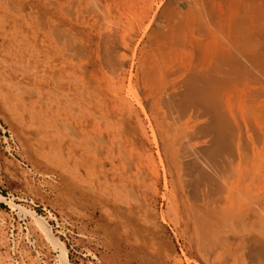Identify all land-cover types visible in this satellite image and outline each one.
I'll list each match as a JSON object with an SVG mask.
<instances>
[{
  "label": "bare ground",
  "instance_id": "bare-ground-1",
  "mask_svg": "<svg viewBox=\"0 0 264 264\" xmlns=\"http://www.w3.org/2000/svg\"><path fill=\"white\" fill-rule=\"evenodd\" d=\"M11 8L2 23L18 32L0 35L16 47L12 71L23 77L14 83L37 96L33 111L54 110V126L70 129L92 177L101 175L90 133L105 126L109 219L123 221L119 205L132 213L161 194L166 209L150 206L146 222H169L208 264H264V0H23ZM63 97L74 119L61 118ZM81 187L95 193L92 183ZM30 213L71 264L48 221Z\"/></svg>",
  "mask_w": 264,
  "mask_h": 264
},
{
  "label": "rangeland",
  "instance_id": "rangeland-1",
  "mask_svg": "<svg viewBox=\"0 0 264 264\" xmlns=\"http://www.w3.org/2000/svg\"><path fill=\"white\" fill-rule=\"evenodd\" d=\"M4 1L5 4L0 1V34H3L1 30H5L13 37L18 31L3 26L2 19L6 14L12 18L15 14L12 5L16 2L22 4L23 0ZM35 29L39 30V34L44 32L39 26ZM2 38L3 35H0V59L8 55L11 60L6 63L0 61V264H62L61 249L49 240L31 211L46 219L53 233L64 242L71 264H173L174 256L179 257L183 264H189V261L190 264H208L195 244L191 246L173 235L174 226L169 222L159 229L152 222H146L149 215L146 209L150 210V206L159 211L166 209V201L161 194L156 201L150 197L148 202L143 200L132 213L119 205L115 212L121 215L123 221L109 219L106 210L108 197L114 195L105 187L106 178L102 173L104 162L110 168L107 159L109 147L108 144H101L98 138L101 134L107 135L104 124L101 129L97 127L90 133V160L94 159V155L100 159L96 169L101 176L97 178L86 173L85 165L89 157L79 156L80 149L72 151L70 129L54 126L57 119L54 110L43 113L38 104L35 112L32 110L30 103L37 101V96L23 91L14 83L23 77L12 71L17 65L12 57L16 47L12 43L8 48L7 45L2 46ZM46 97L52 96L47 93ZM62 99L65 109L61 118L74 119L77 110L69 111V102L64 97ZM127 128L138 130L135 122H128ZM139 141L137 148L141 149L144 145L142 140ZM115 152L119 157L117 146ZM121 163L120 159L116 161L118 166ZM70 164L75 166L72 168ZM76 166L82 168L83 177L75 173ZM134 180L137 183V179ZM82 182L86 186L94 184L95 195L83 189ZM117 196L125 200L129 198L121 190ZM231 237L233 241L239 239L235 235Z\"/></svg>",
  "mask_w": 264,
  "mask_h": 264
}]
</instances>
